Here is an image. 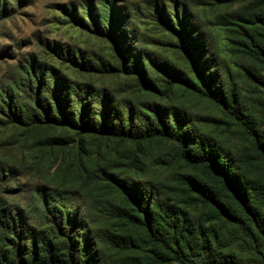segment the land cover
Masks as SVG:
<instances>
[{
  "label": "trees",
  "instance_id": "1",
  "mask_svg": "<svg viewBox=\"0 0 264 264\" xmlns=\"http://www.w3.org/2000/svg\"><path fill=\"white\" fill-rule=\"evenodd\" d=\"M240 1L218 24L248 95L184 9L161 11L176 67L133 46L117 7H87L94 33L115 45L118 72L134 80L127 102L60 72L57 47L18 68L0 88V126L18 132L32 193L16 208L17 192L0 190V264H264V0L222 3ZM70 17L88 28L73 7ZM66 57L75 75L106 70L80 52ZM178 89L218 117L172 103Z\"/></svg>",
  "mask_w": 264,
  "mask_h": 264
},
{
  "label": "rangeland",
  "instance_id": "2",
  "mask_svg": "<svg viewBox=\"0 0 264 264\" xmlns=\"http://www.w3.org/2000/svg\"><path fill=\"white\" fill-rule=\"evenodd\" d=\"M0 2V88L16 76L18 68L23 67L31 59L46 60V55H52L53 47H57L64 55L62 61H59L64 64L54 63L60 72L78 83L89 82L94 88L114 92L120 101L127 102L133 98L134 80L118 72L116 58L120 59L113 41L106 36L95 34L93 24L86 16L88 6H92L91 11L98 14L103 11L104 4L114 5L119 9L124 18L121 26L130 33L129 37H132L130 40L136 49L145 51L156 63L170 62L176 67L181 65V55L174 46L175 40L168 28L161 21L163 19L161 11H166L169 18L175 12L181 14L184 9L192 25L194 37L202 40L205 46L209 45V38L215 43L214 49L226 62L234 78L236 77L242 94L248 95L246 85L238 72L242 60L229 52L227 33L218 24L219 17L243 9L246 1L233 4L222 3V0H0ZM71 7L76 10L79 17H85L87 29L77 25L70 17ZM104 34L106 35V31ZM74 51L80 52L88 64L106 70L95 72L91 76L75 75L66 68L65 64L68 63L64 62L67 60L66 54L71 57ZM75 56L79 61V56ZM206 57L210 58L209 55ZM172 100V103L187 106L192 113L210 117L219 115L208 103L187 97L179 89L174 92ZM201 126L205 131L212 129L210 125L204 123ZM17 139L20 138L16 130L0 126V190L4 193L17 192L16 196L10 197L11 204L16 208L28 204L32 193V182L24 168L17 165L21 159ZM8 163L15 164L13 168L15 171L10 175L1 176L3 170H10Z\"/></svg>",
  "mask_w": 264,
  "mask_h": 264
}]
</instances>
